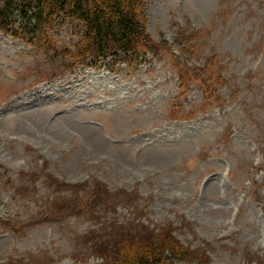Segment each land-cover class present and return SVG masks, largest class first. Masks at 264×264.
<instances>
[{
    "label": "rangeland",
    "instance_id": "1",
    "mask_svg": "<svg viewBox=\"0 0 264 264\" xmlns=\"http://www.w3.org/2000/svg\"><path fill=\"white\" fill-rule=\"evenodd\" d=\"M145 14L156 55L139 63L62 71L0 33V264H99L88 245L110 204L107 220L137 209L208 264H264V0Z\"/></svg>",
    "mask_w": 264,
    "mask_h": 264
},
{
    "label": "trees",
    "instance_id": "2",
    "mask_svg": "<svg viewBox=\"0 0 264 264\" xmlns=\"http://www.w3.org/2000/svg\"><path fill=\"white\" fill-rule=\"evenodd\" d=\"M147 3L148 0H0V33L41 50L45 56L68 58L62 71L97 67L107 60L139 63L146 54L156 55V44L146 31ZM56 19L68 25L77 40L72 48L58 46L55 35L50 33ZM185 53L193 55L190 50ZM58 72H52L49 78ZM113 209V204L102 208L103 220L91 231L95 233L90 236L94 244L88 247L96 256L99 254V264H208L205 247L184 246L172 234L175 230L170 224L155 232L140 223L137 209L132 220L117 224L107 220V213Z\"/></svg>",
    "mask_w": 264,
    "mask_h": 264
}]
</instances>
